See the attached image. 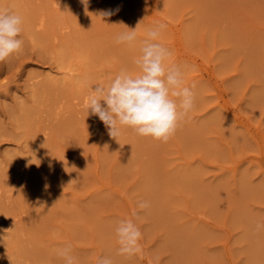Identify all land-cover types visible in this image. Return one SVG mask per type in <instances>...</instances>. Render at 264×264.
I'll list each match as a JSON object with an SVG mask.
<instances>
[{"label":"rangeland","instance_id":"374dc122","mask_svg":"<svg viewBox=\"0 0 264 264\" xmlns=\"http://www.w3.org/2000/svg\"><path fill=\"white\" fill-rule=\"evenodd\" d=\"M11 1L24 44L0 62V264H63L66 246L78 264H264V0ZM160 23L194 109L166 143L117 141L87 116L89 88L135 72ZM127 27L137 41L116 44ZM126 219L142 232L130 257Z\"/></svg>","mask_w":264,"mask_h":264},{"label":"clouds","instance_id":"9594fccd","mask_svg":"<svg viewBox=\"0 0 264 264\" xmlns=\"http://www.w3.org/2000/svg\"><path fill=\"white\" fill-rule=\"evenodd\" d=\"M81 3L87 11L89 0H81ZM118 11L119 8L109 9L101 15L111 16ZM23 27L22 15L10 9L0 11V62L23 52ZM165 29L166 25L160 23L146 30L139 55L132 62L135 72L123 66L107 84H94L89 88L84 102L87 116L98 117L108 135L117 141L123 129L128 128L141 137L166 143L194 109L195 92L185 84L186 69L175 64L166 66L172 52L159 42ZM136 41L137 27H127L115 37L116 44L132 45ZM137 206L145 210L150 204L139 201ZM115 235L119 255L130 257L142 251V232L133 220H120ZM55 254L63 264H78L70 246L56 249ZM97 264H114V260L102 256Z\"/></svg>","mask_w":264,"mask_h":264},{"label":"bare ground","instance_id":"6f19581e","mask_svg":"<svg viewBox=\"0 0 264 264\" xmlns=\"http://www.w3.org/2000/svg\"><path fill=\"white\" fill-rule=\"evenodd\" d=\"M7 1H9V2H7ZM14 1V0H13ZM16 1V0H15ZM48 2H50L49 0H47ZM61 1V0H60ZM59 0H52L50 3L52 4V5H58L59 4V2H60ZM7 2V3H6ZM6 2L4 1V0H0V5H7V4H10V5H12V4H14L15 5V3H17V1L14 3V2H10V0H6ZM61 2H63V1H61ZM12 3V4H11ZM12 10V9H11ZM14 10V9H13ZM15 10H17V8L15 9ZM14 10V11H15ZM18 11V10H17ZM16 11V12H17Z\"/></svg>","mask_w":264,"mask_h":264}]
</instances>
